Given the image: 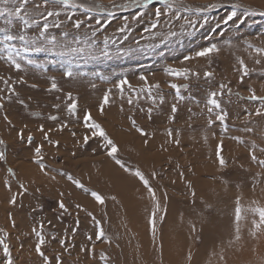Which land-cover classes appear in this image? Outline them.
<instances>
[{
    "label": "rangeland",
    "instance_id": "obj_1",
    "mask_svg": "<svg viewBox=\"0 0 264 264\" xmlns=\"http://www.w3.org/2000/svg\"><path fill=\"white\" fill-rule=\"evenodd\" d=\"M76 2L93 9L88 13H85L83 8L67 10L69 15L75 13L73 20L84 21L81 28H73L72 22L62 14L59 18L63 21L62 27L50 29V34L69 47L84 48L83 52L67 53L64 56L50 52L32 53L30 58L43 67L37 68L21 61L26 68L24 72L15 71L6 60L0 59V77L10 78L8 85L0 79V96L5 97V108L0 110V137L6 141L8 157L6 164L0 162V229L3 230L0 231V239H4V233H7V242L10 244L15 264H41L40 258L34 252L37 238L32 232V228L39 229L41 223L44 224V232L48 238L44 251L53 259V264L54 256L59 253H63L61 259L64 264H105L100 259L101 252L110 257L108 264H143L144 255L149 256V264H161V261L167 264L169 259L165 251L170 249V243L174 245L177 242L181 253L180 261L186 264H189L186 259L188 253L185 255L187 251H193L192 255L198 253L196 264H220L218 254L222 248L226 250L228 264H261L264 260V237L259 240L252 239L248 235V224L242 223L243 241L231 248L227 245L229 239L234 237V201L238 192L244 193L245 204L251 199H260L261 203H264L260 192L264 184H259L264 180V176L257 175L260 169L251 163L249 157L251 141L254 140L258 146L264 147V137L261 136L264 131V118L253 116L248 123L244 110L254 111L257 104L239 98L248 95V87H254L258 94H264L261 92V86L264 85V64L253 63L255 47H264V16H245L241 8L237 9L238 15L232 21L227 24L224 21L232 12L233 4L250 6V10L259 12L264 10V0H169L171 9L161 0H152L146 8L143 6L144 0ZM212 4L220 6L210 8ZM189 8L190 11L187 10ZM198 8L204 10L197 12ZM156 9H160L162 15L158 25L152 27L156 23ZM109 13L112 15L109 16ZM89 16L92 19H88ZM36 19L43 23L39 16ZM97 20L100 21L99 24L96 23ZM13 24L22 27V22L18 19L14 18ZM125 25L127 31L121 32L119 29ZM3 27L4 18L0 17V28ZM38 30L34 25L28 34L35 35ZM94 31L95 36L92 35ZM64 32H68L67 37H64ZM105 38L108 40L107 46L104 43ZM75 39H79L81 43H75ZM246 41H250L254 48L248 49ZM15 43L20 46L18 41ZM213 43L221 51L214 54L210 61L199 58L184 63L185 57L194 56L197 51ZM2 47L3 45H0V48ZM0 55L6 53L0 52ZM239 59H243L249 68L255 69L245 78L244 84L239 83V73L235 71ZM169 67L190 68L200 72L201 78L184 80L171 77L166 72ZM67 70L74 73L73 78L69 79L64 75ZM210 70L216 75L213 81L207 82L203 73ZM142 75L147 77L149 84L160 85L159 89H153L152 92V96L157 99V105H153L152 98L146 92H140V89L145 87L139 79ZM53 77L62 89L61 92L47 91ZM18 79H25L28 83L19 84ZM122 79H127L134 89L129 90L125 86L124 99L120 98L119 89L115 87ZM229 81L233 93L232 102L227 103V96L222 101L229 112V131L225 133L219 121L209 128L202 113L206 111L204 103L208 93L216 90L219 83ZM33 83L37 84L38 88L30 87ZM93 83L95 88L92 87ZM170 83L187 85V89H181L184 100L178 101L175 98V90L168 86ZM12 86H15L20 98L28 104L27 109L16 102L15 97L12 102H8L7 93ZM110 88L112 99L105 107L104 115H100V104ZM69 92L78 102L79 119L70 116L67 111V106L71 103L67 100ZM129 96L133 99L132 104L127 102ZM160 96L164 97L163 105L158 104ZM197 100L200 101L199 106L195 103ZM173 103L177 104L179 111L176 113L175 123H170L168 117L171 115ZM55 105H60L59 109ZM149 107L153 108L151 120L147 118ZM189 108L197 114L191 121ZM88 111L118 145V157L128 167L139 168L157 190L166 215L163 212L157 214L158 231L155 242L152 240L149 224L153 203L142 183L138 178L125 173L105 155L99 138L91 139L87 145L82 144V137L89 134V130L83 126V115ZM31 113H39V116ZM4 115L12 120L15 128L7 125L3 119ZM50 115L59 116V121H51L48 119ZM132 120L150 134H154L148 139L147 145L144 143L145 138L131 128ZM60 122L68 123L69 128L62 133H52L53 138L61 142L57 153L55 148L49 147L42 140V134L37 129L41 124L45 128L58 127ZM189 122L192 128L188 127ZM24 125H27V128H24L25 136L31 133L35 137L31 146L17 138V131ZM169 127L181 134L182 142L179 148L165 143V131ZM245 127H252L254 131L244 132ZM69 129L76 133L75 137L70 135ZM205 134L209 137L207 143L203 141ZM221 136L225 137L223 155L229 161V167L223 172L218 171L217 164L214 163L216 145ZM233 136L241 137L245 144L240 145L228 138ZM41 143L45 145V163L50 170H56L50 171V176L56 175V180L44 176L31 159L35 147ZM161 145L167 147L168 151H162ZM73 151L77 153L75 157L71 156ZM257 154L259 155V152ZM9 167L16 172L15 177L9 176ZM189 167L195 171V176L188 171ZM106 169L110 171L106 172ZM60 170L80 179L91 191L103 195L106 204L102 206L96 203L90 194L76 188L66 176L58 175L57 171ZM180 170L193 182L197 193L195 205L191 202L184 182L179 179ZM115 171L120 177H127L120 180ZM153 172L157 173L155 178L151 175ZM111 177L117 179L113 180ZM173 180L176 181L175 184L172 183ZM117 181L120 185L122 181L123 184L127 182L128 195L126 192L116 191L113 184H117ZM223 181H227V184ZM254 182L259 185L255 195L251 192ZM20 183L25 185L28 192L24 193L20 189ZM8 184L11 185V191L8 190ZM37 188L40 189L39 192L36 191ZM60 192L65 193L62 199L71 215H62V210L58 208ZM164 192L168 193L167 198L164 197ZM16 193L22 194L17 196V204L13 206L9 200ZM129 194L136 197L135 202L130 200ZM113 195L119 203L111 199ZM202 200L210 203L212 207L206 208L201 203ZM76 204L82 205L100 221L105 234L112 240L111 246L95 239L99 227L85 211L76 209ZM160 216H163L162 221ZM77 218L80 222L78 228ZM13 220L15 227L12 226ZM192 224L196 225V233L191 231ZM73 231L75 236L71 235ZM53 235L55 240L51 239ZM66 235L65 246L69 248L67 252L58 243ZM89 235L93 236L92 241L87 239ZM93 243L95 258L91 251H81V248L90 250ZM161 245H164L163 250L166 249L162 256ZM4 259L0 246V264Z\"/></svg>",
    "mask_w": 264,
    "mask_h": 264
},
{
    "label": "snow or ice",
    "instance_id": "obj_2",
    "mask_svg": "<svg viewBox=\"0 0 264 264\" xmlns=\"http://www.w3.org/2000/svg\"><path fill=\"white\" fill-rule=\"evenodd\" d=\"M152 0H144L143 6L146 8L148 4H150ZM163 4H165L169 9H171L172 5L169 3V0H161ZM31 4V7L29 5ZM220 5L212 4L209 7L210 8H216ZM77 8H83L85 13L93 11V9L90 6L77 3L76 0H0V17L4 18V25L5 27L0 28V33H2V36H0V45H3L2 48H0V52L6 53V55H0V59H4L7 61V63L15 69L17 72H24L26 71V68L24 67V64L21 63L23 61L27 65H34L37 68H42L43 65L38 64L35 60L30 58V54L32 53H41V52H50L54 55L64 56L67 53H80L84 51V48L82 47H69L68 44L62 43L61 41H58L57 37L55 35L50 34V29H59L62 27L63 21H61L59 18L63 14L68 21L72 22V27L79 30L84 24L83 20L75 19L73 20V15L75 13L73 12L71 15L68 14V9H77ZM232 12L230 15L227 16L226 20L224 21L225 24H227L229 21H232L235 17H237V9L243 8L244 15H260L264 16V10H261L259 12H255L250 10V6L246 7L242 4H233L232 5ZM187 10H191L190 8ZM204 9H196L197 12L203 11ZM112 13H109V16H111ZM162 13L160 9L155 10V17H156V23L152 25V27H156L158 25L159 19L161 17ZM39 16L42 18L43 23L41 24V21L39 19H36V17ZM18 19L22 22L21 25H14L13 19ZM55 18V19H53ZM179 17H177L178 19ZM88 19H92L91 16L88 17ZM138 19V18H137ZM110 22V21H109ZM189 23H192L191 21H188ZM242 22V21H241ZM97 24L100 23L99 20L96 21ZM36 26L39 30L35 35H29L28 31L29 29H32L33 26ZM90 27V25H89ZM121 32L127 31V25L121 27L119 29ZM64 37L68 36V32H64ZM93 36H95V31L92 33ZM127 37H125L126 39ZM19 42L20 46H16L15 42ZM75 43L79 44L81 41L79 39L74 40ZM105 46L108 44L107 38H105ZM247 44L248 49L254 48V45L250 41L245 42ZM62 49V50H57ZM255 57L253 59V63L257 65L264 64V47H255ZM221 49L215 44H211L208 47H204L202 50L197 51L194 56H187L185 57L184 63H187L189 60L193 59H199V58H205L207 60H211V57L214 54H219ZM105 55H107V52H105ZM235 71L239 73V83L244 84L245 78L250 76V73L254 72L255 69L249 68V66L245 63L243 59L238 60V67L235 68ZM167 75L175 78H183L184 80H189L192 77H195L197 80L201 78V73L198 71H193L190 68H172L169 67L166 69ZM64 75L71 79L74 76V73L71 70H67ZM215 72L214 71H205L203 73V78L207 82H211L215 79ZM0 79L4 80L5 85H8L10 82L9 79H4L3 77H0ZM139 79L143 81L145 87L140 89L141 93H147L148 96L152 98L153 105H157V99L155 96H152L153 89H159V84H149L148 79L146 76H140ZM17 83L19 84H27V80L25 79H18ZM230 81L225 83L221 82L218 85V88L216 90L210 91L207 95V99L204 103V111L202 114L205 116L206 125L210 128L214 123L217 121L220 122V124L223 127V130L225 133L229 131V112L226 109V106L222 101L224 100V97H228L227 103H231V96L232 88L229 87ZM125 86L129 90H134L133 86L129 83L127 79H122L119 84H117L115 87L119 89L120 98L124 99V92H125ZM171 89L175 90V98L178 101H182L185 99L183 95H181V89L182 87L184 89H187V85H180L177 83H170L168 85ZM32 88H38V85L33 83L30 85ZM92 87L95 88L96 85L93 83ZM48 92H61L62 89L57 83V80L53 77L51 79V85L47 89ZM248 95L246 97L240 96V99H246L251 102H256L257 106L254 108V111H248L245 109L246 113V120L248 123L251 122V118L253 116L255 117H262L264 118V94H258L257 89L254 87H248L247 89ZM261 92H264V85L261 86ZM112 89H108V91L104 94L102 102L99 107L100 115H104L105 113V107L109 105L111 99H112ZM239 96V93L236 94ZM13 97L16 98V102L23 105L25 109H27L29 106L27 103H25L24 99L20 98L19 92L16 90L15 86H12L8 93H7V100L8 102H12ZM139 98V94L137 96ZM5 100L4 96H0V110H4L5 104L3 101ZM67 100L71 101V103L67 106V111L70 116L72 117H79L77 116L78 113V102L74 100L73 95L71 92L67 93ZM127 102L129 104L133 103V99L131 96L128 97ZM164 97L160 96L158 104L163 105L164 104ZM196 105L199 106L200 101H195ZM57 109H59L60 105H55ZM179 111L177 104L173 103L171 105V115L168 117L170 123H175L176 121V113ZM189 113H191L189 117V121L193 119L197 114L192 112V109H188ZM152 113L153 108L149 107L147 110V118L149 120L152 119ZM34 116H39V113H31ZM4 121H6L7 125L10 128H15V125L13 124L12 120L9 119L7 115L3 116ZM51 121H59V116L57 115H50L48 117ZM83 126L89 130V134H85L82 137V144L87 145L91 139L99 138L100 141H102L101 147L105 150V155L111 158L112 161L116 165L119 166L120 169H122L125 173L134 176L138 178V180L142 183L144 189H146L148 198L153 203V210L151 212V216L149 219V224L151 226V234H152V240L155 242L156 236H157V220H158V213L163 212L166 215V209L162 208L160 198L157 195V190L152 186L149 179L145 176V174L139 169V168H130L128 167L117 155L119 149L116 142L110 137V135L107 133L105 128L97 122L90 111L85 112L83 115ZM188 127L192 128L191 122L188 123ZM24 128H27V125H24L23 128L17 131V138L22 143H26L27 145L31 146L33 144V141L35 137L29 133L27 136H25ZM69 125L65 122H60L58 127H51V128H45L43 124L38 126V132L42 134V140L47 143L49 147L55 148L57 150V153L60 150L61 142L59 139L53 138L52 133L53 132H60L62 133L65 129H68ZM131 128L134 129L141 137H144V143L147 145L148 139L151 138L154 134H150L148 131H146L144 128L140 127L135 120H132L131 122ZM244 132L251 133L254 131L252 127H245L243 129ZM70 135L72 137L76 136V133L71 131L69 129ZM166 140L165 143L169 145H174L175 147L179 148L181 145V134L179 131L174 130L173 128H167L165 131ZM261 136L264 137V131L261 132ZM230 139L235 140L238 144L243 145L245 144L244 139H242L239 136H233L228 137ZM208 135H203V141L204 143L208 142ZM224 140L225 137L221 136L218 138V143L216 145L215 149V160L214 163L217 164V170L220 172H223L225 169L229 167V161L226 159V157L223 155L224 151ZM78 142V143H81ZM250 150H249V157L252 164L259 167L260 172L257 175L264 176V147H260L256 144V142L253 140L250 142ZM45 145L44 143L39 144L35 147L33 156L31 157L33 163L38 167L40 172L44 176H50V171H56V170H50L48 168V165L45 163V156L46 153L43 151ZM162 151H168L167 147H164V145H161ZM259 152V155L257 154ZM77 153L75 151L71 152V156L75 157ZM170 159V158H169ZM209 159H212V157H209ZM8 161L7 157V144L4 138L0 137V162H4L5 164ZM179 169V165L177 166ZM243 167V165H241ZM188 171L192 172V175L195 176V171L189 167ZM7 172L9 176L15 177L16 172L9 167L7 169ZM57 174L64 177L66 176V179L71 182L72 185H74L76 188L81 189L84 193L90 194L92 199L104 206L106 204V199L103 195L96 191H91L90 189L86 188L84 183L81 182L80 179L74 177L71 174H68L62 170L57 171ZM152 177L155 178L157 173L153 172ZM50 179L56 180V175H51ZM179 179L184 182L186 189L189 191L191 196V202L193 205L196 204V196L197 193L193 187V182L190 179H187L185 176V172L180 170L179 171ZM225 184H227V181H223ZM173 184L176 183L175 180L172 181ZM259 184H264V180H261ZM259 185L257 183H253L251 187V192L253 195L256 193V189ZM8 190L11 191V185H7ZM20 189L23 190L24 193L28 192V189L25 187L23 183L19 184ZM37 192L40 191L39 188L36 189ZM261 192V198L264 199V187L260 188ZM22 193H16L13 194L9 200V203L13 206H16L17 204V196L21 195ZM61 199L58 201V208L62 210L61 214H68L71 215L69 212L68 206L65 204L64 199H62L65 196L64 192L59 193ZM68 195H71V193H68ZM164 197L167 198L168 193H163ZM111 199L117 203L119 201L117 200V197L113 195ZM245 199L244 193L242 191H239L236 198H235V209H234V237L229 239L228 241V248H231L237 244H239L241 241H243L244 236L242 234V223L248 224V235L254 239L259 240L261 237H264V203H261L260 199H251L247 204L243 203ZM202 204L205 205L206 208L210 209L212 205L210 203H207L206 201L202 200ZM76 209L80 211H85L88 216L92 217L95 224L99 227V232L96 235L95 239L97 241H101L103 243H107L109 246L112 244V240L110 237H108L105 234V231L103 227L100 224L99 220H96V217L93 216L91 212H88L85 208L82 207L80 204L75 205ZM35 210V209H34ZM41 207V211H42ZM78 216V214H77ZM159 219L162 221L163 216H160ZM182 219V217H181ZM79 219H76V227H79ZM12 226L15 227V221H12ZM0 231H3L0 229ZM191 231L193 233L197 232V228L195 224L191 225ZM32 232L35 234L37 238V242L34 247V252L36 255L40 258L41 264H53V259H50V256L46 254L44 251L46 245L48 244V238L45 235L44 232V224L41 223L39 225V229L36 227L32 228ZM72 236H75V231L71 233ZM5 238L0 239V246H2L3 249V255L5 259L3 260L2 264H15L12 250L10 247V244L7 242V233H4ZM52 240H55L56 237L53 235L51 237ZM89 241L93 240V236L89 235L87 237ZM58 243L61 245V248L64 249L65 252L69 251V248L66 247L67 243V235L64 237V239H61L58 241ZM119 245H117L118 247ZM23 247V245H21ZM74 247V245H72ZM161 249V256L163 254V245L160 246ZM81 251H91V254L93 258H95V243L92 244L91 249L88 248H81ZM63 253L56 254L54 256L55 264H64V261L61 259ZM219 262L220 264H228L227 256H226V250L224 248L221 249V252L218 254ZM100 259L105 262V264H108V261L110 257L105 254L104 252L100 253ZM187 261L190 262L193 259L192 252L189 251L187 254ZM161 264L163 262L161 261ZM261 264H264V260L261 261Z\"/></svg>",
    "mask_w": 264,
    "mask_h": 264
},
{
    "label": "bare ground",
    "instance_id": "obj_3",
    "mask_svg": "<svg viewBox=\"0 0 264 264\" xmlns=\"http://www.w3.org/2000/svg\"><path fill=\"white\" fill-rule=\"evenodd\" d=\"M128 137V136H127ZM117 138V137H116ZM122 138H124V137H122ZM127 139V138H126ZM118 140V139H117ZM128 140V139H127ZM122 141V140H121ZM140 147V146H139ZM143 151V150H142ZM141 151V152H142ZM137 152H138V150H137ZM140 152V153H141ZM147 152V151H146ZM214 152V151H213ZM142 153H144V152H142ZM141 153V154H142ZM143 156V155H142ZM144 157V156H143ZM148 158V157H147ZM151 158V157H150ZM148 161V160H147ZM146 162V161H145ZM110 163H108V167L110 166L109 165ZM146 164H147V162H146ZM149 164V163H148ZM153 164V163H152ZM155 164V163H154ZM153 164V165H154ZM110 168V167H109ZM109 170V169H108ZM108 170L106 169V172H108ZM115 170V169H114ZM23 171H24V169H23ZM25 171H28L29 172V170H26L25 169ZM110 171V170H109ZM118 171V170H117ZM28 172H27V174H28ZM116 172V171H115ZM105 173V172H104ZM112 173V172H111ZM113 173H114V171H113ZM117 173V172H116ZM122 173V172H121ZM26 174V173H25ZM108 176H109V173L107 174ZM118 175V173L116 174V176ZM110 176H111V174H110ZM117 177H119L120 178V180H122V179H124V178H126L127 176L125 175V177L124 176H122V177H120V175H118ZM113 180H115V179H117V178H113V177H111ZM110 178V179H111ZM128 179V178H127ZM178 180V179H177ZM130 181V180H129ZM128 181V182H129ZM123 182L124 181H122V183H121V185L119 184V182L117 181V184H118V187H117V184L114 182V184H113V186H115V189H116V191L118 192V193H121V192H126V194L128 195V188H129V186L128 187H126V185H127V182H125L124 184H123ZM132 182H133V180H132ZM131 182V183H132ZM131 183H129V184H131ZM133 184V183H132ZM137 187H140V186H138L137 185ZM142 190V189H141ZM116 192V194H118ZM130 192H131V190H130ZM136 192H138V191H136ZM115 193V192H114ZM134 193V192H133ZM141 193V192H140ZM140 193H138V194H140ZM133 195V194H132ZM120 196V195H119ZM128 197V196H127ZM143 197H144V194H143ZM129 198H130V200L132 201V202H135L136 200V197H134V195L133 196H131V194H129ZM128 198V199H129ZM135 198V199H134ZM145 198V197H144ZM143 199V198H142ZM141 201V200H140ZM144 201V200H143ZM129 202V201H128ZM128 202H126V203H128ZM140 203V202H139ZM125 204V203H124ZM129 204H131V203H129ZM133 205V204H132ZM146 212V211H145ZM172 212V211H171ZM174 214V213H173ZM180 214V213H179ZM170 215V214H169ZM172 217V216H171ZM175 219V218H174ZM140 224V223H139ZM185 227V226H184ZM171 228H172V226H171ZM175 229V228H174ZM200 229V228H199ZM208 229V228H207ZM146 230V229H145ZM168 232V231H167ZM169 232H170V230H169ZM175 232V231H174ZM183 232V231H182ZM207 233V232H206ZM172 234V233H171ZM190 236V235H189ZM175 238H176V235L174 236ZM173 240V239H172ZM180 241V240H179ZM187 241H189V240H187ZM182 242V241H181ZM223 243V242H222ZM168 243H166V247L167 248H169L170 247V249H168L167 251H165V250H163V251H165V255H166V257H167V259H169L168 260V263L167 264H186L185 262H181L180 260V258H179V256L181 255V253L179 252V248H178V245H179V243L177 242V243H175L174 245L173 244H171L170 243V245H169V247H168V245H167ZM146 245V244H145ZM164 246V245H163ZM183 248V247H182ZM190 249V248H189ZM143 250H145V249H143ZM186 250V249H185ZM187 251V250H186ZM182 252V251H181ZM193 252V251H192ZM204 252V251H203ZM188 253V251L187 252H185V255ZM197 252L195 253V254H193V259H192V262L190 263V264H196L195 263V261L197 260ZM184 255V256H185ZM148 256V255H147ZM131 257H132V254H131ZM143 257V262H145V263H143V264H149V260H148V257H145V255L144 256H142ZM235 258V257H234ZM239 260V259H238ZM198 261V260H197ZM139 264H142V263H139ZM155 264H158V263H155ZM160 264V263H159ZM165 264V263H164ZM197 264H199V263H197Z\"/></svg>",
    "mask_w": 264,
    "mask_h": 264
}]
</instances>
